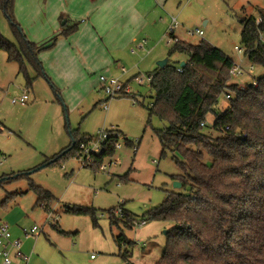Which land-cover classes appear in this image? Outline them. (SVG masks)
Wrapping results in <instances>:
<instances>
[{"label": "rangeland", "instance_id": "374dc122", "mask_svg": "<svg viewBox=\"0 0 264 264\" xmlns=\"http://www.w3.org/2000/svg\"><path fill=\"white\" fill-rule=\"evenodd\" d=\"M165 10L166 13L161 10L150 15L148 26L138 36L140 40L130 46L129 52H124V61L116 63L126 73L119 70L115 74L114 69L105 75L120 78L130 88V94L110 99L107 109L101 105L106 98L103 91L100 88L93 91L99 74L87 76L90 96L83 99L79 108H73L79 99L70 98L71 106L67 102L60 104L50 84L44 77L37 78L30 67L28 72L34 81L28 86L19 65L9 62L7 53L0 50V219L12 229L11 221L16 220L21 230L33 226L43 230L28 242L35 252L29 264H159L162 261L168 244L166 232L175 224L149 220V214L163 205L169 195L189 192L187 188L175 187V183L181 182L174 178L186 175L172 151L163 156V147L155 133L166 124L155 117L149 123L148 108L155 99L146 75L156 71L163 60L168 59V65L178 67L189 59L186 54H170L174 49L169 35L172 17L178 21L174 32L177 39L193 46L208 42L245 69L246 73L232 78L230 85H250L264 76L263 69L256 65L255 71L250 72V61L235 50L243 48L241 21L251 16L259 19L264 13V0H169ZM154 18H158V25L153 23ZM197 30L204 32L203 37L190 35ZM0 33L15 42L2 12ZM142 40L147 43L139 48ZM135 76L142 78V83ZM25 92L33 99L28 106L12 104V98ZM229 107V101L222 95L217 111L223 113ZM214 120L210 115L203 133L216 139ZM113 129L122 135L115 154L103 159L104 164L113 162L107 171L84 167L77 157L64 155L74 139L84 136L97 139L100 132ZM176 157L183 160L180 155ZM205 162L211 163L208 155ZM32 186L52 194L55 200L50 210L38 205ZM67 208L81 209L87 214L68 213ZM120 208L124 216L117 215ZM113 217L116 225H111ZM133 217L137 223L145 221L146 225L128 227L126 221ZM121 235L126 239L122 248L116 242Z\"/></svg>", "mask_w": 264, "mask_h": 264}, {"label": "trees", "instance_id": "16d2710c", "mask_svg": "<svg viewBox=\"0 0 264 264\" xmlns=\"http://www.w3.org/2000/svg\"><path fill=\"white\" fill-rule=\"evenodd\" d=\"M1 12L15 42L0 33V50L7 53L9 62L19 65L28 86H32L34 80L28 67L37 78L46 77L39 54L50 49L57 37L42 45L31 42L16 19L15 0H0ZM260 18V25L256 17L244 18L241 37L247 59L264 68V43L259 41L264 34V13ZM71 23L66 22L60 36L68 37L77 30L78 24ZM171 36L174 49L170 54H186L189 59L183 67L167 65L147 74L152 77L150 87L155 99L148 108L149 123L155 117L166 124L155 133L163 156L172 151L186 175L174 179L189 192L169 195L149 214V220L175 224L168 232V244L159 264H264V76L257 79V86L238 90L236 84L230 85L235 62L222 51L205 41L193 46ZM229 90L234 93L228 100L230 107L219 113V98ZM210 115L215 117L216 139L203 133ZM121 133L118 131L119 135H111L103 143L99 162L115 154ZM93 138L74 139L64 155L79 158V144ZM206 155L210 164L205 162ZM32 188L38 205L50 210L55 200L52 194ZM67 212L87 214L72 208ZM114 218L111 225L117 224ZM136 221L133 217L126 225L134 227ZM116 242L122 248L126 239L121 235Z\"/></svg>", "mask_w": 264, "mask_h": 264}, {"label": "crops", "instance_id": "0c3cea01", "mask_svg": "<svg viewBox=\"0 0 264 264\" xmlns=\"http://www.w3.org/2000/svg\"><path fill=\"white\" fill-rule=\"evenodd\" d=\"M168 1L18 0L15 14L31 42L42 45L57 37L56 43L39 56L46 74L44 79L61 100L60 104L67 102L71 106L69 99L75 97L79 101L73 108H79L92 91L87 76L99 74L93 91L102 90L100 77L114 69L115 74L121 71L116 63L124 61V52H129L130 46L140 40L138 36L148 26L150 15L161 10L166 13ZM68 20L78 24L77 30L68 37L60 36L64 30L62 21ZM153 23L158 25V18ZM11 222L14 237L23 241L24 253L34 258L35 252L28 242L35 238L25 239L20 224L16 220Z\"/></svg>", "mask_w": 264, "mask_h": 264}, {"label": "built area", "instance_id": "2783aa9c", "mask_svg": "<svg viewBox=\"0 0 264 264\" xmlns=\"http://www.w3.org/2000/svg\"><path fill=\"white\" fill-rule=\"evenodd\" d=\"M188 1H196V0H188ZM262 18H259L257 20V25H260L262 23ZM178 29V21L175 17L171 18L170 27H169V35L171 36L174 34L175 30ZM191 36H198L203 37L204 32L201 30H197L196 32H190ZM259 41L264 43V34H261L259 37ZM147 43V40H142L139 44V48H143ZM236 51L239 53H243L245 55L244 48H235ZM247 58V57H246ZM264 71V68H262ZM178 71H182L181 68L178 69ZM249 71L254 72L255 71V64H252L249 66ZM121 72L123 74L126 73L125 69L122 68ZM246 73L245 69L242 68L240 65H237L234 63L233 68L231 69L230 75H231V81L233 82L232 78L235 76H242ZM146 78L149 82L152 81V77L146 75ZM136 81L139 83H142L143 79L135 76ZM100 83L103 93L105 94V99L102 101V107L104 109L108 108V101L110 99H115L118 97H123L125 95L130 94V88L127 85H124L121 83L120 78L117 77H106L101 76L100 77ZM237 85V84H236ZM253 86H257V80L250 84ZM248 85H237L238 90L245 91L247 90ZM233 92L229 91L227 95H225V98L227 100H231L233 98ZM30 95L28 92H25L19 97L12 98V104L14 105H21L26 106L30 101ZM111 135H119L118 130L113 129L111 131H102L98 135L97 139L93 138L88 142H82L79 144V149L81 151V156L78 158L82 161V165L84 167L89 168H97L99 171H107V169L113 165V162H110L109 164H104L103 160L99 162V157L101 156L103 152V143L111 136ZM116 149L120 147L119 143H116ZM117 215L124 216V211L120 208L118 211H116ZM136 227H142L146 225L145 221H142L141 223L135 222L134 224ZM42 233L43 230H40L38 226H33L31 228H24L22 229L23 237L25 239L29 238H37L39 236V233ZM0 260L2 261V264H29L31 260V255H27L23 251V241L20 238H15L12 232V228L10 224L4 220L0 219Z\"/></svg>", "mask_w": 264, "mask_h": 264}, {"label": "water", "instance_id": "95a60500", "mask_svg": "<svg viewBox=\"0 0 264 264\" xmlns=\"http://www.w3.org/2000/svg\"><path fill=\"white\" fill-rule=\"evenodd\" d=\"M66 24V21H64L63 22V26ZM169 64V60L167 59V60H163V61H161V62H159L158 63V66H159V68H161V69H163V68H165L167 65ZM182 65V67L183 66H185V63H183V64H181ZM44 167V166H43ZM16 177H18V176H15V178ZM175 187L176 188H181L182 187V184L181 183H175ZM166 234H168V232H166Z\"/></svg>", "mask_w": 264, "mask_h": 264}]
</instances>
